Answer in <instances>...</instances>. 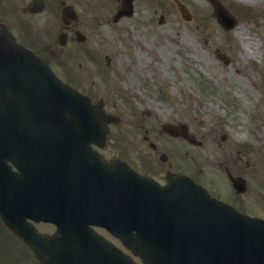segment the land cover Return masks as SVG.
Wrapping results in <instances>:
<instances>
[{
  "label": "water",
  "instance_id": "obj_1",
  "mask_svg": "<svg viewBox=\"0 0 264 264\" xmlns=\"http://www.w3.org/2000/svg\"><path fill=\"white\" fill-rule=\"evenodd\" d=\"M213 2L224 15L225 9ZM29 54L0 30V215L42 264H139L89 226L98 222L144 264H264V222L238 213L189 181L168 187L146 181L134 199L129 189L132 173L120 169L114 178L119 182L100 180L95 195L88 191L97 207H85L81 186L55 168V197L37 209L35 188L47 177L35 169V152L27 156L17 151L48 141L49 125L56 132L69 121L51 86L80 105L83 113L78 117L85 126L96 116L86 100L55 85ZM6 160L17 169L11 170ZM48 187L41 184L40 193H47ZM27 218L53 221L56 232L41 234Z\"/></svg>",
  "mask_w": 264,
  "mask_h": 264
},
{
  "label": "rangeland",
  "instance_id": "obj_2",
  "mask_svg": "<svg viewBox=\"0 0 264 264\" xmlns=\"http://www.w3.org/2000/svg\"><path fill=\"white\" fill-rule=\"evenodd\" d=\"M12 1L14 4H22L26 0ZM222 1L231 7L238 18V23L229 31H225L213 19L210 6L204 0H189V4L196 10V16L188 22L181 18L175 4L170 0H135V14L132 18L122 19L117 24L106 23L102 27V43L106 42L107 49L113 54L118 52L119 63L116 70L122 73L123 77L118 81L123 83V90L119 95H112V98L117 102H130L132 99L127 96L133 82L130 81L128 70L130 56L126 51L130 47L129 30L138 27L142 32L141 36H146L145 33L148 32L145 48L153 53L151 66H161V71L165 69L167 72L166 77L161 74L155 83L152 82L150 74L146 76V88L160 97L156 96V99L150 102L151 106L159 107V111L165 116L173 113L179 115L200 135L203 145L193 149L194 164L199 167L206 160L209 161L204 169L207 173L202 171L203 178L209 187L222 195L231 194L230 187L216 163L220 162L222 165L227 157L236 158L239 151L244 177L247 180V190L242 194V198L248 202L252 197L262 199L260 188H264V0ZM238 5L246 6L248 10L240 11L237 9ZM89 7L91 4L85 8ZM93 10L98 11L96 8ZM96 14L98 13L95 12ZM161 14L164 18L162 22H158ZM97 17L98 15L90 16V23H95ZM22 18L27 21L32 19L27 15ZM49 19L51 25H54L55 10L50 13ZM80 19H86L84 11H80ZM239 30H242L243 34H237ZM96 39L100 41L101 35ZM184 45L190 49L186 59L178 52L184 49ZM158 46L161 54L156 49ZM249 48L253 49V53L249 52ZM217 51L229 58L228 63H223L221 58L217 57ZM143 54L147 56L146 52ZM54 62L56 69L72 77L82 87L87 88L93 84L100 91L110 87L104 79L94 78L95 84L91 83L90 79L87 80L78 71L79 68L63 64L59 60ZM139 65L136 61L135 66ZM107 99L111 103V97L108 96ZM123 108L120 105V110L125 111ZM114 130V135L121 136L117 134L116 126ZM224 132H227L229 137L221 141ZM239 142L246 147L238 145ZM216 144L221 147L218 149ZM210 162L215 165V169L209 168ZM258 206L257 209H261V205ZM36 225L41 231L52 229L49 224ZM9 234L0 224V239L14 237ZM10 243L19 245V242L13 239ZM5 248L6 250H0L2 257L17 252L13 246L6 245ZM16 263L32 264L28 261Z\"/></svg>",
  "mask_w": 264,
  "mask_h": 264
},
{
  "label": "flooded vegetation",
  "instance_id": "obj_3",
  "mask_svg": "<svg viewBox=\"0 0 264 264\" xmlns=\"http://www.w3.org/2000/svg\"><path fill=\"white\" fill-rule=\"evenodd\" d=\"M54 1L58 3L57 10L59 14L61 9L65 5H69V3H72L70 0ZM91 1L92 0H85L84 5H88V2L91 3ZM44 2V8L46 10L48 2L46 0H44ZM106 2L107 1H105L104 3H99V6L94 5V7L92 8H86L84 12L86 19L84 21L79 20L78 18L75 21H70L67 24H64L62 21L58 22L56 30L54 32L46 31L44 33H39L35 31V47L37 46L39 50H42L43 52H50L51 54L57 56V54L55 53V46L57 41H59V33H62V38L67 43L69 41H76V38L81 37L75 35L76 31H82L84 36H82L81 38L83 41L82 43H80L81 48L76 52V54H80L83 58V60L79 62V65L85 72L91 70L96 75H103L104 71L100 67L102 60L100 59L104 58L108 63H111L112 58L111 56L104 55V47L97 42L96 38L99 35V32L96 26L98 25L90 23V16L96 17V11L94 12L93 9L96 8L98 11H101L102 6L107 7L109 5V3ZM111 2L113 8L117 9L121 0H111ZM33 15L35 18L36 14L34 13ZM33 22L35 23V20H33ZM131 35L133 36L130 42V44H132L130 56L132 64L134 66L132 68V76H134L133 81L138 80L136 74L141 72V77H138L139 79H141L139 84H145V75L147 74V68L148 71H150L149 74L150 76H152V79L154 81H158L159 77H161L160 75L164 74V71H161V66H151L154 56L151 51H147V49L145 48L147 37L140 36L139 30H136ZM74 44L77 45V43ZM156 49H158L159 53L161 54L160 47L158 46L156 47ZM59 52L61 54V57L66 56L64 49H59ZM143 52H146L147 56L145 57L149 59L150 65L142 61L141 57L144 55ZM136 61H140V71L139 68L137 71V66H135ZM93 69H95V71ZM108 73L109 71H106L105 74ZM142 87L143 90H138V93H131V96L134 100L132 102V108L130 109V119L128 120L129 127L131 128L128 142L131 155L130 164L138 171L149 174L159 181H163L169 172L179 171L182 167V151L181 149L179 151V148H177L179 146H176V143H188L181 137L170 135L163 128L164 122L172 121L179 124L181 122L179 119L174 120L172 118L173 116H170V118L164 121L157 111H151L145 108L146 100H150L151 96L147 93V89L144 86ZM226 138L227 136L224 135V139ZM111 148L115 150L114 146H112ZM112 153L113 151H111L110 154L108 150H101V154L108 159L118 156L116 155V150L114 152L115 154ZM237 153L238 154L236 158H226L224 170L225 172L229 171L234 176H243L244 169L242 166V157L241 154H239V151ZM247 164L248 163H246V165ZM228 201L232 203L236 208L243 211L246 210L248 205L247 202L242 198V194H238L234 192V190L232 191Z\"/></svg>",
  "mask_w": 264,
  "mask_h": 264
},
{
  "label": "bare ground",
  "instance_id": "obj_4",
  "mask_svg": "<svg viewBox=\"0 0 264 264\" xmlns=\"http://www.w3.org/2000/svg\"><path fill=\"white\" fill-rule=\"evenodd\" d=\"M239 33H240V34H243V33H242V30L237 31V34H239ZM248 47H249V46H248ZM249 52H250V53H253V49H252V48H249Z\"/></svg>",
  "mask_w": 264,
  "mask_h": 264
}]
</instances>
